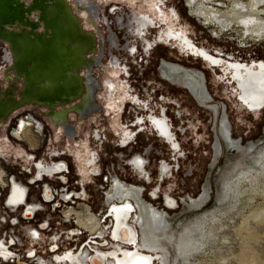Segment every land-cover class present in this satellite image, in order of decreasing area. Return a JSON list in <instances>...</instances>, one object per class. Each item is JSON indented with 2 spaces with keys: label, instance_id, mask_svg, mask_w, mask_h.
<instances>
[{
  "label": "rangeland",
  "instance_id": "1",
  "mask_svg": "<svg viewBox=\"0 0 264 264\" xmlns=\"http://www.w3.org/2000/svg\"><path fill=\"white\" fill-rule=\"evenodd\" d=\"M111 1L108 0L110 5L113 3ZM184 1L167 0V5L177 11L181 22H187L191 38L195 43L203 44L210 50H218L220 47L224 50V48L227 49L229 46H235V41L232 40L238 38L236 33L224 35V37L228 36L230 38L229 41L220 37L219 40L216 35L211 33L210 29H205L199 22L188 16L190 14L184 7ZM110 5L106 7H109L108 10L114 7V5ZM115 7L123 8L121 10L123 13L120 14V17H123V21L127 22L128 15L131 14L130 9L120 3L115 5ZM108 10L105 13L106 15H108ZM99 11L104 10L99 9ZM108 19L113 32H116L117 47H112L109 50L110 45L106 40L107 30L100 26L104 42L101 45H96L94 54L87 55V57L94 56L100 59V63L94 65L91 69L92 77L96 83V88L92 93L91 109L83 115L75 111L67 113L66 124L72 128L69 127L72 135L63 134L64 137L59 139V141H51L54 128L47 121L48 116L46 113L48 110L41 106L29 105L13 111L3 122L7 121L8 123L14 112H22L12 119L6 130L1 132L0 147L2 144L6 148L9 145V147L13 146L16 153L24 151L29 145L38 150L37 155L39 158L46 159L49 144L53 148L61 150V152L67 151L65 140L69 139V143L75 145V141L86 136L89 148L98 154V161H96L101 173L100 176L89 179L86 184L89 201L93 204L94 210L96 212L99 211V204L102 202L103 205L102 197L107 191L104 194L102 193L108 190L109 180L105 182V176L108 179L109 176L116 177L126 185L136 184L143 186V200L160 213L168 214V219H164L165 221L169 220L173 224L171 230L166 231L167 235L165 237L168 242L165 239L161 241L156 251L163 257L164 255L166 256L165 264H264V109H262L258 117L237 111L233 106L235 103L228 100L223 85L213 81L211 73L209 70L204 69L201 62L182 59L172 49L158 46L151 55L146 56L140 42H138L136 54L134 56L129 55L126 50H123L128 37L126 29L116 22V15L109 14ZM81 23L87 30L95 31L94 29L92 30V26L85 27L84 20H81ZM153 35L154 31H152L151 37ZM3 47L6 48L7 45L0 44V58L4 56ZM255 47L258 50V57L263 59L264 44ZM110 51L112 56H115L121 63V66L126 68L127 73H121L120 80L128 83L131 93L140 100H148L155 113L160 111V105L162 106L161 98H169L171 102L175 103V105L163 104L167 110L165 114L172 124L171 128L180 144L181 151L177 150L179 152L175 157L173 152L168 150L167 145L151 131L139 132L128 147L118 149L119 143L116 142L114 132L108 122V116L102 111L103 107L98 97L99 93L103 91L101 89V79L104 74V67L110 59ZM52 54L55 55V52L52 51ZM161 59L176 60V62L204 71L206 86L212 96L213 103L227 106L226 114L229 120L228 123H230L228 125L233 138L242 143L241 146L244 147L255 142L256 146H258L256 150L248 152L249 154L240 158L239 154L230 151V145L224 144V152L217 156L214 166L208 169L211 164L209 161L213 160L211 159L213 157L211 149L213 148L214 134L211 131L215 125V119L211 118L210 113L205 112L204 107L198 106L185 90L174 88L158 79L157 63ZM83 71V69L79 70V74L81 75ZM255 82L246 84L248 93L255 94L259 91ZM6 87L9 86H3V82L0 80V90ZM13 93L17 95L16 90H13ZM80 100L81 98L78 97L73 102L57 106L56 108L73 107ZM178 110L181 111V115L176 113ZM143 113L145 112L142 109H133L130 104H125L120 115V121L132 125L135 116H141ZM26 114L31 115L34 119L33 121L37 122L36 126L40 127V124L42 130L39 129L40 134L30 130L27 133L28 140L17 142L10 138L8 133L10 128L13 127L15 120ZM96 130L99 131L101 139H94L92 131L95 132ZM10 151L11 148L6 150L8 154H12ZM146 152V158L149 163L147 169L151 177L148 183H146V179L143 181L138 176L136 177L133 170L125 166V160L129 156ZM13 158L10 155V159ZM64 158L71 167L69 183L80 182L70 153L66 152ZM163 160L170 162L174 168L172 175L168 174L162 181L158 177L156 170L157 165ZM233 162L234 164L231 165ZM216 164L218 166L214 170ZM16 166L3 164L4 169L9 170V172L12 171L14 174L19 172ZM107 170L111 174L107 173ZM112 170L114 173H112ZM206 180L207 184H209L210 194L209 200L204 206L189 207L183 205L182 201L187 199L188 196H197ZM158 187L160 191L157 198L154 199L150 193ZM167 193L178 202L176 208L170 209L166 206L163 198L164 194ZM191 238H197L201 242V247L193 250L187 249V241ZM180 245H183L188 251L186 258L182 257V253L178 250ZM141 248L147 251L143 246ZM155 264H160V262L156 259Z\"/></svg>",
  "mask_w": 264,
  "mask_h": 264
},
{
  "label": "flooded vegetation",
  "instance_id": "2",
  "mask_svg": "<svg viewBox=\"0 0 264 264\" xmlns=\"http://www.w3.org/2000/svg\"><path fill=\"white\" fill-rule=\"evenodd\" d=\"M29 1L30 0H28V2ZM66 2L71 6L72 11L76 14V16H78L80 20H84L85 27L92 26V30L98 29L100 37L99 41L101 42V44L104 41L101 35L100 26L104 28V30H107L106 40L110 45L109 50H111L112 47H117V37L115 36L116 32H113L112 26L110 25L108 19L109 14H113L117 17L116 22L120 26H122V28L126 29L128 37L126 38V43L123 47V50H126L129 55L134 56L136 54L138 50V42H140L146 56L151 55L158 46L172 49L177 53V56L181 57L182 59L184 58L195 62H201L204 69L209 70V72L211 73L213 81L215 83H220L223 85L228 100H231L235 103L233 104V106L237 111L245 112L252 115L253 117H258L260 112L262 111H257L255 109L257 107V101L259 99V95L257 94L261 93V91L264 92V83H260L259 80H254L252 77L248 78L245 76V80L243 81L242 85V94L244 95V97L242 95L240 97L238 96V94L241 92H238L236 84L232 80V75L234 73H237L241 77H243L245 75V71L240 69L241 65L250 66L252 64L264 63V61L251 59L250 61H247L245 63L239 62L234 57L224 56L217 49L210 50L203 44L201 45L195 43L191 38V32L187 22H181L180 16L177 11L173 7L167 5V0H112L111 2L113 3L111 5L110 3H108V0H66ZM212 2L220 3L221 0H212ZM227 2L228 3H226L225 9L222 8L221 11L226 10V6L229 5L230 0H227ZM119 3L127 6L131 11V14L128 15L127 22H124L122 19L123 17H120V14L123 13V11H121L123 10V8L115 7V5H119ZM109 5H114V7L108 10L109 7H106ZM184 7L188 10L190 14L188 16L190 18H193L194 20L199 22V24L205 29H210L213 35L217 36L223 32L218 27H216V29L214 25L209 22L204 8H201L199 6L198 0H185ZM99 9H102L105 12L99 11ZM107 10L108 15L105 14ZM32 15L35 19H37L38 12L33 13ZM232 28L236 27H231V29ZM152 31H154V35L151 37ZM3 48V58L6 61V64L5 66L0 65L1 70L3 66L4 68H7L12 60L11 52L9 51V49L7 47ZM208 59L210 61H208ZM2 60L3 59L1 58L0 62ZM121 73L126 74V68L125 66H121V63L115 56H112V53L110 51V59L104 67V74L101 79V89L103 91L99 93L98 97L103 107L102 111L105 112V114L108 116V122L110 124V127L112 128V131L114 132L116 142L119 143L118 149L128 147L134 137L137 136L134 130L136 128H139V132H153L158 139H160L164 144L167 145L168 150L170 152H173L175 157L179 152H177V150H180V144L177 141L175 132L171 128L172 124L169 122V119L164 113V105H175V103L171 102L169 98L163 97L161 98L162 106L160 105L159 108L161 113L160 111L159 113H155L154 108H151L148 100H140L136 95L131 93L128 83L120 80ZM157 76L159 80L165 82L166 84L180 90H185L189 94L190 98L198 106L200 105L202 108L204 107L205 112L210 113V115L212 116L211 118L215 119V125L211 131L212 134H214V143L213 148L211 149V152L213 151V157H211V159L213 160L209 161V163L211 162V164L208 169L214 166L215 162L217 161V156L220 153L224 152V144L230 145V151L239 154L240 158H243L244 155L249 154L248 152H253L256 150L258 146H256L255 142L250 143L249 145L244 147L241 146L242 143L236 141L233 138L231 129H229L228 125L230 123H228L229 120L227 119L226 114L227 106L224 104L222 105L213 103L212 96L210 95L208 87L206 86V75L204 71H200L192 66L176 62V60L161 59L157 63ZM0 77L2 78H0V80L3 82V86L8 85L9 87L6 88H10V84L13 83V80H9L8 77L3 76L2 73L0 74ZM253 81H256L255 84L258 85L259 88V91L255 94L248 93L246 87V84L248 85ZM94 84L96 83L94 82ZM238 97L241 102L238 100ZM86 99L87 98H85L82 105L77 108L80 110V115H83L85 112L89 111L88 109H86ZM247 101H249V103H247ZM125 104H130L133 109L144 108L149 112L143 113L141 116H135V122L132 124L134 126L133 127L132 125H128L120 121V115ZM28 106L29 105H26V107ZM74 106L76 105H73V107ZM69 107L71 106H68L66 108ZM59 110V108H53L51 116H55L57 118V121L66 120L67 114L65 115V118H63L64 115H62ZM19 113L22 112H14V114L9 118L8 123L6 121L1 125L0 134L3 130H6V127L10 124L12 119L14 117H17ZM176 113L179 115L181 111L178 110ZM47 121L54 128V133L51 141H59V139L64 137L63 134L72 135V131L69 127H67V130H64L61 126L56 125L53 122V119L50 117L47 118ZM28 131L29 129L26 127L23 130L20 128L17 131L13 132L14 138L18 141L24 142L28 140ZM92 133L95 140H97L98 138L101 139L99 131H92ZM69 142V139L65 140V143H67L65 145L67 151L65 152L70 153V155L72 156L75 171L77 172L80 182L82 184H87L88 180L92 178V174H96L99 171V166L96 162L98 154L96 151L89 148L88 139L86 136L80 138L78 141H75V145H72ZM9 146L6 148L2 144V146L0 147V155L9 158L11 155L12 157H14L13 159H11L14 162L18 160L20 162L21 159V161L25 162L24 166L27 165L28 154L26 153V151H18L15 153L13 146ZM10 148V153L12 154H8L6 152V150ZM48 151L51 155H59L58 152L60 150L53 148L50 144ZM146 156L147 152L143 154L135 153L129 156V158L125 161L126 165L131 167V169L134 171V175L136 177L138 176V178L143 181H145L146 179V183H148L150 182L151 177L149 175L150 172L147 169L148 160ZM232 164H234V162L231 163V165ZM57 166L58 165L55 166L52 161H42L38 164L37 167L39 168V171L33 178H40L41 171H43L44 173L45 170H50L52 173H55V170L60 169ZM217 166L218 164H216L214 170H216ZM173 168L174 166L171 165L170 162H167L165 160L160 161V163L157 165L156 170L158 177L163 181L168 174L172 173ZM55 177L56 176H53V178ZM3 182L2 172L0 171V183L3 184ZM9 186L11 189L10 196L8 198V204L16 206L24 204L29 207L27 208L28 214L26 213V216L31 215V212H33L34 209V205H28L27 202H23L25 187L17 181H12ZM159 191L160 188L158 187L157 189H154L150 193V195L155 199L157 198ZM143 192V186L136 184L126 185L121 180L114 178V185H112L111 188L102 197L103 205L104 207H106V211L103 212L102 215L108 212L105 223L102 224L100 221L102 216L97 217L96 215L90 214L89 218H87V221L91 222V224L88 225V223L85 222L81 223L80 225L85 226L86 232H89L90 234L98 233V236H101L106 233L105 225L108 222L109 226L107 229L109 235L111 234L112 238V231L114 228V216L112 210L125 207L126 203H128L130 204L132 210L128 211L126 223L135 231L137 239L135 249L144 252L143 248H141L143 246L147 250L146 252H156L159 243L164 239L166 240V231L171 230L173 224L170 223L169 220L165 221L164 218L168 219V214H165L164 212L160 213L152 205L143 200ZM208 193L209 184H207L206 180L202 188L199 190L197 196H188L187 199H184L182 201V204L189 207H196L198 205L202 207L209 198ZM163 200L170 209L176 208V206L178 205V202H176V200L168 193L164 194ZM108 219L110 220L107 221ZM166 241L168 242V239ZM110 242H107V245H109L107 248L101 249L98 247H94L93 256L98 253L107 254L108 257L106 258L107 260L105 261V264H113V261H111L109 258L111 255L116 254L120 256L119 254L121 250H131L130 247L120 244L113 238ZM90 244L91 242L88 243L89 246H91ZM90 254L92 255V253ZM122 256L126 258L127 254L123 253ZM159 256L160 264H165L166 256L164 255L163 257L161 254H159ZM59 259L60 261H64L65 264H87L86 261L89 259L88 249H82L77 253L76 251L64 252L62 256H59ZM134 260H136L137 262L139 261L138 259Z\"/></svg>",
  "mask_w": 264,
  "mask_h": 264
},
{
  "label": "built area",
  "instance_id": "3",
  "mask_svg": "<svg viewBox=\"0 0 264 264\" xmlns=\"http://www.w3.org/2000/svg\"><path fill=\"white\" fill-rule=\"evenodd\" d=\"M226 3H228L227 0H221L220 4H223L221 5L223 6L222 8L225 7ZM226 34L230 35L232 31L230 29L224 30L217 37L219 40L220 38H224L229 41L230 38L228 36L224 37ZM232 41H235V46H229L230 48H224V50L221 47L218 48L221 54L226 57H234L243 63L251 59H264L258 57V50L255 47L264 44V32L261 36L254 38L243 34ZM2 59L0 65L5 66L6 61L4 58ZM4 66L2 69H4ZM142 110L145 113L149 112L144 108ZM166 111L165 109L164 113ZM22 117L30 122L31 125L28 126L29 131L34 130L36 134H40V127L36 126L37 122L32 120L31 115L20 116L15 120L13 127L10 128L8 133V136L17 142L19 141L13 138L12 134L16 123ZM2 124L3 122L0 123V127ZM138 129L134 130L136 135L139 132ZM25 151L28 154V163L25 166V162L21 161V159L20 162L19 160L14 162L9 157L0 155V171L2 172V179L4 181L3 184L0 183V244L2 245L1 251H4L0 252V264H65L64 261H60L61 258L59 259V256H62L64 252L76 251L77 253L82 249H88L89 259L86 263L92 264L89 260L90 257H93L94 247L107 248L109 246L107 242L109 243L112 239L107 229L109 223L107 222L105 225L106 233L101 236H98V233L90 234L86 232L85 226L80 224L86 222L90 225L91 222L87 221L90 214L97 217L102 216L100 221L104 224L108 212L104 213V215L102 213L106 211V207H103L101 202L99 204V211L96 212L92 206L93 204L89 201L86 184L78 181L69 183L71 167L64 158L66 155L65 151L61 152L60 150L58 152L59 155H51L47 149L48 156L46 159L39 158L37 155L38 150L29 145H27ZM42 161H52L60 169L55 170V173L53 172L52 175L41 171L40 178H33L39 171L38 164ZM3 164L7 166L17 165L16 167H18L19 172L16 174L12 171L9 172V170L4 169ZM125 166H127L126 161ZM129 168L131 169V167ZM106 172L111 174L108 170ZM112 173H114L113 170ZM100 175L99 169L98 173L92 174V177ZM53 176H56V179ZM114 178L116 177L109 176V179L107 176L104 177L105 182L109 180L108 190L114 185ZM12 181H17L25 187L23 202H27L28 205H34L31 215L26 216L27 208L29 207L24 204L17 206L8 204L11 189L9 185ZM108 190H105L102 194ZM209 194L210 192L208 196ZM89 242H91V246L88 245Z\"/></svg>",
  "mask_w": 264,
  "mask_h": 264
},
{
  "label": "water",
  "instance_id": "4",
  "mask_svg": "<svg viewBox=\"0 0 264 264\" xmlns=\"http://www.w3.org/2000/svg\"><path fill=\"white\" fill-rule=\"evenodd\" d=\"M27 2L0 0V44L7 45L12 59L0 74L13 80L10 88L0 90V123L26 105L44 107L52 118L53 108L78 97L79 104L59 110L63 118L70 111L80 113L77 108L85 98L90 110L96 88L91 69L99 58L87 55L101 45L98 29H85L66 0ZM36 12L37 19L32 15ZM60 123L68 126L66 120Z\"/></svg>",
  "mask_w": 264,
  "mask_h": 264
},
{
  "label": "bare ground",
  "instance_id": "5",
  "mask_svg": "<svg viewBox=\"0 0 264 264\" xmlns=\"http://www.w3.org/2000/svg\"><path fill=\"white\" fill-rule=\"evenodd\" d=\"M198 2H199V6L201 8H204V11L206 13V16L208 17L209 22L212 25H214L215 28L218 27L222 31L230 29L232 33H236L238 35V38L241 37L243 34L248 35L251 38H254L261 36L264 32V0H230L229 5L226 6V10H222V11L221 9L223 6L221 5L223 4L213 3L212 0H198ZM223 9H225V7ZM231 27H236V28L231 29ZM210 59H214V58H210ZM208 61L210 60L208 59ZM240 69L245 71V75L241 77L239 74L234 73L232 75V80L233 82H235L238 92H241L238 94V96L241 97L242 95L244 97V95L242 94L243 93L242 85H243V81L245 80L244 77L245 76L248 78L252 77L253 79H258L260 83L262 82L264 83V63L252 64L250 66L241 65ZM257 95H259V99L257 101V107L255 110L260 111L264 109V92L261 91V93H258ZM238 100L240 101L239 97ZM247 103H249V101H247ZM51 117L56 125L61 126L64 130L68 129L67 128L68 126L66 125L63 126L60 123V121H57V118L55 116H51ZM32 120L34 119L32 118ZM30 125H31L30 122L22 117L20 118V121L16 123L13 132L17 131L20 128L22 130L25 127L28 128V126ZM39 126L40 129H42V126L40 124ZM13 134L12 137L14 138ZM44 173L51 174L52 172L50 170H45ZM255 176H257V174H255ZM166 206L168 205L166 204ZM130 210L132 209L130 207V204L128 203H126L125 207L112 210L114 216V228L112 231V238L115 241L119 242L120 244L130 247L131 250L130 251L121 250L119 254L120 256L113 254L109 258L111 261H113V264H155V259H157L158 261L160 260L159 253L157 252L150 253L146 251L141 252L135 249V246L137 244L135 231L133 228L129 227L126 223L128 211ZM200 244L201 242L197 238H191L187 241V249L188 248L190 250L197 249L201 247ZM1 248L2 245L0 246V252H4L1 251ZM187 249L184 248L183 245H180L178 248L179 252L182 253V257L184 258L188 256ZM123 253L127 254L126 258L122 256ZM107 257H108L107 254L98 253L95 254L93 257H91L89 261H91L92 264H105ZM134 259H138L139 261L137 262Z\"/></svg>",
  "mask_w": 264,
  "mask_h": 264
},
{
  "label": "crops",
  "instance_id": "6",
  "mask_svg": "<svg viewBox=\"0 0 264 264\" xmlns=\"http://www.w3.org/2000/svg\"><path fill=\"white\" fill-rule=\"evenodd\" d=\"M1 69V68H0Z\"/></svg>",
  "mask_w": 264,
  "mask_h": 264
}]
</instances>
